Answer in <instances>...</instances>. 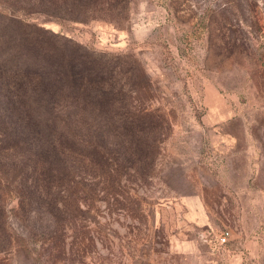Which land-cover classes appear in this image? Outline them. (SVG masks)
<instances>
[{
  "label": "rangeland",
  "instance_id": "rangeland-1",
  "mask_svg": "<svg viewBox=\"0 0 264 264\" xmlns=\"http://www.w3.org/2000/svg\"><path fill=\"white\" fill-rule=\"evenodd\" d=\"M46 3L0 12L128 72L88 150L0 127V264H264V0H119L86 22Z\"/></svg>",
  "mask_w": 264,
  "mask_h": 264
},
{
  "label": "trees",
  "instance_id": "trees-1",
  "mask_svg": "<svg viewBox=\"0 0 264 264\" xmlns=\"http://www.w3.org/2000/svg\"><path fill=\"white\" fill-rule=\"evenodd\" d=\"M45 1L52 18L86 22L91 18L73 13L112 12L119 0ZM121 56L0 12V127L20 122L26 129L18 136L31 135L52 157L75 154L67 145L92 148L91 129L98 124L103 131L110 109L121 103L117 75L128 72ZM116 121L127 124L119 114ZM9 128L2 142H10ZM82 129L87 134L80 135Z\"/></svg>",
  "mask_w": 264,
  "mask_h": 264
},
{
  "label": "built area",
  "instance_id": "built-area-1",
  "mask_svg": "<svg viewBox=\"0 0 264 264\" xmlns=\"http://www.w3.org/2000/svg\"><path fill=\"white\" fill-rule=\"evenodd\" d=\"M230 236L229 232L222 234L219 239L220 245H227L230 242Z\"/></svg>",
  "mask_w": 264,
  "mask_h": 264
}]
</instances>
